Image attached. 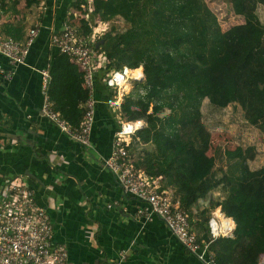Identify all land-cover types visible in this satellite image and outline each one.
I'll return each instance as SVG.
<instances>
[{"label":"trees","instance_id":"trees-1","mask_svg":"<svg viewBox=\"0 0 264 264\" xmlns=\"http://www.w3.org/2000/svg\"><path fill=\"white\" fill-rule=\"evenodd\" d=\"M4 1L0 0L1 9ZM35 1L26 0V4L30 6ZM140 1L93 0L92 13L102 22H108L119 15L128 16ZM153 1L152 24L148 29L137 14L128 18L134 24L128 32L107 34L97 44L109 60V68L142 66L145 80L135 84L125 96L121 110L128 119L135 120L133 122L146 119L151 123V128L139 132L138 136L144 142L160 144L170 156L168 161L178 162L180 174L178 170L176 173L181 175L182 168L188 183L169 176L164 167L154 172L153 167L143 166L139 156L136 158L137 153L134 165L144 169L148 176L172 178L164 177L167 185L162 188L172 189L179 204L188 210L185 205L192 202L194 196H203L208 191L206 186L196 189L192 183L207 179L214 160L200 150L201 155L191 157L181 142L180 128L199 120L204 99L210 98L220 108L237 104L246 121L253 124L264 121V79L242 86L246 70L264 69V28L255 19L252 5V2L264 5V0H227L233 13L242 17L244 23L226 31L221 30L217 17L204 0ZM84 3V0H72L67 8L64 4L61 17L66 16L69 9L84 15L80 7ZM46 4L50 6L49 0ZM137 23L139 27H136ZM90 31L87 21L80 20V32L88 35ZM143 32L153 35L159 42L140 43ZM6 34L10 35V32ZM20 34L21 30L14 29L11 36L19 38ZM51 56L49 99L63 119L77 126L83 111L79 105L87 98V92L81 86V74L65 55L53 51ZM42 100L41 95V106ZM164 109L171 114L160 121L157 115ZM45 120L47 125L57 129ZM36 141L38 149L45 151L47 144L38 137ZM249 154L250 150L241 148L226 152L230 160L227 176L231 202L213 207L220 206L221 212L233 219L235 230L232 238H219L212 244L211 250L218 264H257L259 256L264 255V167L250 170L247 160L252 156ZM46 156L42 159L47 161ZM172 187L182 188L183 195L179 198ZM207 210L202 211L201 216H206ZM207 236L208 233L203 238Z\"/></svg>","mask_w":264,"mask_h":264},{"label":"crops","instance_id":"crops-1","mask_svg":"<svg viewBox=\"0 0 264 264\" xmlns=\"http://www.w3.org/2000/svg\"><path fill=\"white\" fill-rule=\"evenodd\" d=\"M11 1L5 0L3 9L0 8L1 36L13 38L12 31L16 29L21 30V34L13 39L23 40L34 26L28 27L26 22L35 23L40 29L26 64L16 68L9 82L0 80V176L27 174L29 180L39 183L37 187L44 186L38 199L47 206L55 242L67 246V264H115L121 251L126 252L122 264H201L161 220L145 224L133 220L139 202L123 193L103 165L101 159L110 156L118 126L116 115L105 103L112 96L108 89L99 83L95 86L98 103L90 149L45 122L39 109V70L49 64L51 53L57 51L49 46V39L62 30L70 11L61 17L64 4L67 8L72 0H49V7L46 0H40L41 8H37L36 13L31 8L25 23L19 6L9 8ZM8 31L10 35L6 34ZM6 63L0 56V65L6 67ZM37 137L47 144L45 151L38 149ZM42 156H46L47 161ZM109 204L111 209L106 207ZM197 207L201 213L205 211V199H200ZM217 209L221 211L220 207L213 208ZM201 213L191 219L202 236L208 233L209 214L203 217Z\"/></svg>","mask_w":264,"mask_h":264},{"label":"built area","instance_id":"built-area-1","mask_svg":"<svg viewBox=\"0 0 264 264\" xmlns=\"http://www.w3.org/2000/svg\"><path fill=\"white\" fill-rule=\"evenodd\" d=\"M92 1L84 0L85 3L80 5L84 15L69 13L62 30L49 39V46L68 57L81 74V86L87 92V98L81 106L80 122L73 126L53 109L48 96L51 82L49 65L39 70L43 98L41 113L70 140L90 149L98 103L94 95L95 86L99 83L108 89L112 96L105 103L116 115L118 126L113 134L111 154L101 161L123 193L139 202L132 215L133 220L143 224L161 220L171 235L201 264H218L211 246L219 238H232L235 223L220 209L213 210L207 219L208 236L203 238L193 227L189 211L179 204L174 191L162 188V178L148 176L135 167L136 150L142 146L138 133L145 129L146 123L141 119L142 128H130L135 120L127 118L121 105L135 84L144 82V70L142 66L109 68V60L97 46L103 35L98 29L101 25L106 27L108 22H102L98 17L94 21ZM80 20L87 21L91 30L88 35L80 32ZM94 22L96 25L92 26ZM39 29L34 25L23 40L0 35V56L7 62L6 67L0 65L1 81L9 82L16 68L26 64ZM0 179V264H67V246L55 242L54 225L47 206L38 199L44 186L37 187L39 183L29 180L27 174L5 175ZM106 207L111 209L112 205ZM125 258L126 252H119L115 264H122ZM258 264H264V256Z\"/></svg>","mask_w":264,"mask_h":264},{"label":"rangeland","instance_id":"rangeland-1","mask_svg":"<svg viewBox=\"0 0 264 264\" xmlns=\"http://www.w3.org/2000/svg\"><path fill=\"white\" fill-rule=\"evenodd\" d=\"M204 1L217 17L222 31L229 29L231 26L244 23L242 17L236 16L233 13L231 5L226 2L227 0ZM39 2L40 0H36L34 4L27 6L26 0H13L11 1L9 8L16 9V7L19 6V12H22L21 14L23 15L22 21L25 23L26 15L27 13H31V8H33L32 10L35 9V13L37 8H41L39 7ZM153 2V0H141L139 5L134 8L133 12L128 13V16H116L108 21L106 27L101 25L98 32L103 34L102 37L107 34H124L134 26L128 18L136 16L137 14L140 16V21L144 22L145 27L148 29L152 24L151 17L154 10V6L152 5ZM252 5L255 8V19H257L260 25L264 28V5L258 2H252ZM70 11L74 12L75 9H71ZM40 12L42 11H39L38 13ZM37 20L38 19L35 18V21ZM95 20L96 17L94 18V21ZM26 23V26L28 27L35 25V23ZM93 25H96L95 22L92 26ZM136 27H139L138 23ZM139 41L142 44L159 42L153 35H148L146 32H143ZM262 79H264V69L246 70L244 72L242 86H246L250 82L259 83ZM170 114L171 113L168 110L164 109L157 115V117L160 121H163ZM143 121L146 123L145 129H150L151 123L147 122L146 119ZM158 126L159 123L157 121V129ZM180 139L185 146V150L191 157L201 155L200 152H198L200 150L202 154L209 156L214 160L212 170L207 179L203 182L192 183L196 189L206 186L208 191H206L203 196H194L191 199L192 202L190 201L188 205H185L186 208H188L191 217L195 218L197 214L201 213V209L197 207L200 199H205L206 201L205 210L209 208L207 210V215L209 214V211L213 210V205L231 202L228 198L230 182L227 176L230 160H228L226 152L235 151L237 148L250 150L249 155L252 157L247 160L248 167L251 170L264 167V121H258L256 124L246 121L242 109L237 104H229L225 108H220L215 105L210 98L204 99L201 107V117L199 120L180 128ZM138 141L142 146L137 148L136 158L139 156L143 166L153 167L154 172H157L159 168L164 167V172H167L169 176L173 175L174 179L181 178L188 183L187 177L183 176L182 168L181 175L176 173V170H178L180 174L178 162L175 161L170 163L168 161L170 156L162 149L160 144H156L154 141L144 142L140 135L138 136ZM149 176L155 177V175ZM157 177L162 178L161 185H167L165 178L168 177L165 175ZM169 179L172 178H168V180ZM173 189L177 191L179 198L183 195L182 188L176 187ZM263 256H259L257 264Z\"/></svg>","mask_w":264,"mask_h":264},{"label":"bare ground","instance_id":"bare-ground-1","mask_svg":"<svg viewBox=\"0 0 264 264\" xmlns=\"http://www.w3.org/2000/svg\"><path fill=\"white\" fill-rule=\"evenodd\" d=\"M144 125L141 121L138 122H132L130 124V128H142Z\"/></svg>","mask_w":264,"mask_h":264},{"label":"water","instance_id":"water-1","mask_svg":"<svg viewBox=\"0 0 264 264\" xmlns=\"http://www.w3.org/2000/svg\"><path fill=\"white\" fill-rule=\"evenodd\" d=\"M99 44H97V46H98Z\"/></svg>","mask_w":264,"mask_h":264}]
</instances>
